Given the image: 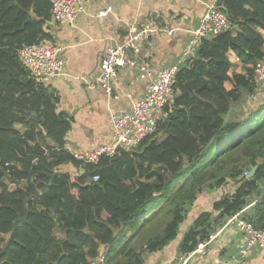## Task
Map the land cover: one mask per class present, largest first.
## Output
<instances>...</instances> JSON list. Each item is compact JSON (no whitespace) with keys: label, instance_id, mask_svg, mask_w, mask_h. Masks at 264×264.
<instances>
[{"label":"trees","instance_id":"1","mask_svg":"<svg viewBox=\"0 0 264 264\" xmlns=\"http://www.w3.org/2000/svg\"><path fill=\"white\" fill-rule=\"evenodd\" d=\"M217 6L231 26L203 39L194 57L181 63L168 119L133 156L102 157L73 174L67 165L79 162L63 145L70 122L55 112L44 85L17 56L23 45L42 39L50 1L0 0V251L8 242L0 264H89L97 256L87 245L92 237L107 243L103 264H130L138 250L157 252L174 240L203 189L228 178L238 177L239 185L212 202V211H219L220 222L244 207L264 178V102L252 106L257 91L251 73L228 75L227 53L252 66L264 58V0H221ZM47 140L52 162L44 155ZM253 166L248 177L244 171ZM161 198L167 200L161 213L169 219L160 233L136 245L141 217ZM212 211L200 212L185 231L182 254L209 239ZM246 219L264 226V197ZM112 222L134 234L114 235Z\"/></svg>","mask_w":264,"mask_h":264},{"label":"crops","instance_id":"2","mask_svg":"<svg viewBox=\"0 0 264 264\" xmlns=\"http://www.w3.org/2000/svg\"><path fill=\"white\" fill-rule=\"evenodd\" d=\"M218 2L221 0H83V9L72 24H53L50 18L45 20L42 24V38L62 47L63 72L44 85L43 94L52 103L55 112L70 122V128L63 137L64 149L71 154L75 151L93 150L112 141V116L129 110L132 103L144 95L150 82L149 78H139L136 65L142 63L151 71H156L164 64L175 62L186 48L191 32L199 25L206 7L210 4L217 5ZM101 12L105 14L100 15ZM132 26H148L172 32H151L141 43L139 53L130 51L127 65L119 71L113 82V89L108 93L97 83L100 59L106 46L122 43L128 37ZM261 34L264 39V31ZM227 54L230 77L235 73H252V64H241L231 50ZM224 86L230 89L232 82L226 81ZM256 91L252 106L264 102V83ZM51 144L47 140L43 145V150H48L44 155L49 162L53 161L47 147ZM82 168L80 163L78 167L72 163L67 165V169L73 174ZM165 179L164 175V182L169 181ZM232 179H236L239 185L238 177ZM256 182V190L246 196L244 207L233 216L246 219L254 212L256 202L264 197V178ZM225 183L221 187L227 189L223 188V193L215 200L232 193L237 186L234 182L236 186L230 192L227 180ZM204 193L191 208L189 206L182 223L183 231L180 233L179 230L174 240L157 252H150L145 248L138 250L130 264H194L193 256L195 264H264V248L251 250L245 255L239 253L238 244L242 233L234 222H228L230 217L219 222V211L211 209L214 198ZM164 204L158 202L146 217L161 212ZM204 210L212 211L211 224L214 230L209 239L203 242L202 251L182 254V237L197 215ZM109 227L117 236L128 237L134 234L132 229L122 230L121 224L117 222H112ZM101 244L107 243L96 237L87 242L92 254H98ZM76 245L78 249L84 247L82 243ZM148 255H152L150 261Z\"/></svg>","mask_w":264,"mask_h":264},{"label":"built area","instance_id":"3","mask_svg":"<svg viewBox=\"0 0 264 264\" xmlns=\"http://www.w3.org/2000/svg\"><path fill=\"white\" fill-rule=\"evenodd\" d=\"M49 1L50 21L53 24H72L83 9V0ZM102 14L105 12L100 13ZM230 26L227 15L216 4H210L203 12L197 28L191 32L186 48L175 62L164 64L156 71H151L145 64L138 63L136 69L139 78H149L150 82L144 95L133 102L129 110L112 116V141L103 143L93 150L71 152L72 157L83 166L97 164L102 157L118 155L117 144H121L125 149H135L147 136L154 134L175 108L174 85L181 63L194 57L203 39L218 35ZM158 31H165L168 34L172 32L168 29L132 26L128 37L122 43L106 46L99 62L97 83L110 93L119 71L128 63L130 51L139 53L140 45L147 35ZM61 50V46L42 38L35 43L23 45L17 56L28 75L45 85L63 72ZM236 60L238 61L237 58ZM251 74L256 90L259 91L264 83V58L253 65ZM44 152L47 153L48 150ZM244 174L248 175L249 171L245 170ZM98 179V175L92 177V181ZM228 222H234L242 233L241 242L238 244L239 253L245 255L251 250L264 248V226L256 227L251 221L237 216L230 217ZM203 246L204 243H200L198 250L201 251Z\"/></svg>","mask_w":264,"mask_h":264},{"label":"rangeland","instance_id":"4","mask_svg":"<svg viewBox=\"0 0 264 264\" xmlns=\"http://www.w3.org/2000/svg\"><path fill=\"white\" fill-rule=\"evenodd\" d=\"M258 98L259 97H257V99ZM165 177H166L165 180H167V181H168V179H169V181L172 179V177L167 173L165 174ZM233 181L237 185L238 181L236 179H232V178L227 179V185L230 186V188L228 190L230 192H231V190H233L232 188H234L236 186ZM174 185L177 187L176 184H174ZM223 185L213 184V186L209 187L207 190L204 188L203 192L210 194L208 197L212 196L215 200L216 198H218L220 196L221 192L223 193V188L227 189V187H221ZM158 202H160L161 205H163L165 202L164 206H166L167 200L161 198L158 200ZM209 203H211V201ZM193 209H194V207H193ZM149 215H151V214H149ZM149 215H148V217L142 216L140 221H139L140 224L138 225V227H139L138 231L140 232L139 235H141V234L142 235H141L140 239H138V240H137V238L135 239V240H137L136 245L141 244V242H142L141 239L155 235L158 232L160 233V231L165 226L166 221L169 219V215H166L165 213H161V212H159L157 215H152V217H150ZM183 228H184V224L180 225V228H179L180 233L183 231L182 230ZM129 230H130V228H129ZM197 250H198V248L195 251H197ZM198 251H200V250H198ZM148 256L150 258L149 259V261H150L152 255H148ZM194 258H195V256L192 257V260H193V263L195 264L196 260H194ZM100 264H103L102 258H101ZM142 264H144V263H142Z\"/></svg>","mask_w":264,"mask_h":264},{"label":"water","instance_id":"5","mask_svg":"<svg viewBox=\"0 0 264 264\" xmlns=\"http://www.w3.org/2000/svg\"><path fill=\"white\" fill-rule=\"evenodd\" d=\"M233 106H231L228 111L226 112L224 118H223V124L229 119L230 117V111L232 110ZM211 142V140L209 141ZM116 149L118 151L119 154H127L129 156H133L135 153H136V150L135 149H125L121 146V144H117L116 145ZM256 169V166H253L249 172V174L247 175L248 177L252 176L254 171ZM139 179V176L138 174L135 176V180H138ZM143 180V179H142ZM7 243H4L3 246H2V250L0 251V255L3 253V251L5 250L6 246H7ZM107 248V244H101V247L99 249V252L97 254V256L93 259L92 262H90L89 264H100V261H101V258L103 257L104 255V252Z\"/></svg>","mask_w":264,"mask_h":264}]
</instances>
